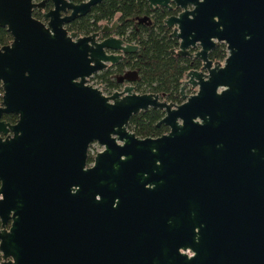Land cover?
<instances>
[{
  "label": "water",
  "instance_id": "1",
  "mask_svg": "<svg viewBox=\"0 0 264 264\" xmlns=\"http://www.w3.org/2000/svg\"><path fill=\"white\" fill-rule=\"evenodd\" d=\"M47 1L0 0L13 36L0 48V264H264V0H148L180 9L165 19L171 51L203 62L181 103L137 92L132 70L110 94L90 83L138 45L118 21L68 30L103 0ZM218 43L228 55L214 62ZM149 108L168 132L130 130Z\"/></svg>",
  "mask_w": 264,
  "mask_h": 264
},
{
  "label": "trees",
  "instance_id": "2",
  "mask_svg": "<svg viewBox=\"0 0 264 264\" xmlns=\"http://www.w3.org/2000/svg\"><path fill=\"white\" fill-rule=\"evenodd\" d=\"M52 6V1H47L45 10H49ZM34 15L44 19L43 11L39 9L34 10ZM170 15H172L171 11L166 8L152 10L148 0H103L95 5L87 15L75 19L66 26L69 31L85 35L99 30L101 24L105 22L113 24L118 21L119 27L116 34L129 43L137 44L139 49L129 54L118 64L117 68L114 65L115 67L104 69L93 77L98 83L105 85L108 93H111L119 87L118 72L126 68L137 70L139 73V80L135 83L137 92L164 94L167 101L181 103V87L188 70L199 67L202 63L199 59L192 62L188 57L172 53V49L179 47V40L171 35L172 29L165 23V19ZM144 16H149L150 20L140 21L138 19ZM12 40L13 36L10 31L0 26V48ZM227 55L228 50L225 43H218L210 52V58L213 60L222 61ZM191 92L193 89L189 90V93ZM164 116L163 109L149 108L134 114L130 119L129 128L141 137L161 136L169 130L165 124H160ZM4 119L14 123L18 116L5 114ZM90 157L92 160L91 154Z\"/></svg>",
  "mask_w": 264,
  "mask_h": 264
},
{
  "label": "flooded vegetation",
  "instance_id": "3",
  "mask_svg": "<svg viewBox=\"0 0 264 264\" xmlns=\"http://www.w3.org/2000/svg\"><path fill=\"white\" fill-rule=\"evenodd\" d=\"M160 8H162V7H160ZM167 9V8H166ZM169 11H171V13L172 14H177V13H179L180 12V9H178V8H173V9H168ZM104 24H108V23H104ZM111 24V23H110ZM118 27H119V25H118ZM118 27H117V29H118ZM117 29L115 30V33H116V31H117ZM172 29V32H173V28H171ZM100 30V29H99ZM109 35V33H102L101 34V37H106V36H108ZM176 38V37H175ZM179 40V39H178ZM176 50H178V48H176ZM192 52H194V50H192ZM128 55L129 54H127V55H125V57L120 61V62H122L123 60H125V58H127L128 57ZM186 57H188V58H190L191 60H192V62H194L195 61V59H199V58H196V57H189V56H186ZM209 57H210V55H209ZM200 60V59H199ZM213 60V59H212ZM214 62L215 61H217V60H213ZM119 62V63H120ZM192 62H191V64H192ZM200 62L202 63L201 64V66H199V67H193V68H191V69H189L188 70V72L189 71H191V70H198V71H200V70H203V62L200 60ZM118 63V64H119ZM118 64H113V65H109L107 68H112L114 65H116V68L119 66ZM115 67V66H114ZM106 68V69H107ZM119 69V68H118ZM136 71L137 73H138V71L137 70H133V69H130V68H126L124 71H122V72H118V74H117V83L119 84V87L118 88H115L114 90H117V89H119L121 86H122V83L121 82H119L118 81V79L121 77V75H123L125 72H127V71ZM187 72V73H188ZM139 80V73H138V79L136 80V81H138ZM186 80H188V77H187V74H186V76H185V79L183 80V85H184V83H185V81ZM136 81L133 83V84H135L136 83ZM182 85V86H183ZM187 88H185V93L186 94H191V93H193V92H195L196 91V89L195 88H193V86L191 85V84H188L187 86H186ZM182 88V87H181ZM187 89V90H186ZM190 89H193V92H191V93H189V90ZM113 90V91H114ZM112 91V92H113ZM161 95H164V94H161ZM164 99H165V95H164V97H163Z\"/></svg>",
  "mask_w": 264,
  "mask_h": 264
},
{
  "label": "rangeland",
  "instance_id": "4",
  "mask_svg": "<svg viewBox=\"0 0 264 264\" xmlns=\"http://www.w3.org/2000/svg\"><path fill=\"white\" fill-rule=\"evenodd\" d=\"M114 22V21H113ZM110 24V23H109ZM222 61H224V60H222ZM90 83H92V84H94V85H101V87L103 88V90H104V92L106 93V94H110V93H108V91H107V89H106V87H105V85H103V84H100V83H98V81L93 77V78H91L90 79ZM104 86V87H103ZM197 91V90H196ZM195 91V92H196ZM195 92H193V93H195ZM192 94V93H191ZM103 149V146H101L99 143H97V142H95V143H93L92 145H91V147H90V154H91V156H92V160H91V157L89 158V165H91L92 163H93V161H94V156L96 155V153L97 152H99V151H101Z\"/></svg>",
  "mask_w": 264,
  "mask_h": 264
},
{
  "label": "built area",
  "instance_id": "5",
  "mask_svg": "<svg viewBox=\"0 0 264 264\" xmlns=\"http://www.w3.org/2000/svg\"><path fill=\"white\" fill-rule=\"evenodd\" d=\"M3 96H4V88L2 85V82L0 81V105H1V101L3 100ZM3 258H0V263H2Z\"/></svg>",
  "mask_w": 264,
  "mask_h": 264
}]
</instances>
